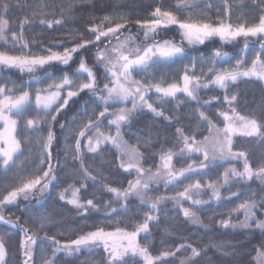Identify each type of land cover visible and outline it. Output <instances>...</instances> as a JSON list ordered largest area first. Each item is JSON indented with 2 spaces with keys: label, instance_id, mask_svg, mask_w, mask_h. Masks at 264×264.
<instances>
[{
  "label": "snow or ice",
  "instance_id": "6c2138e0",
  "mask_svg": "<svg viewBox=\"0 0 264 264\" xmlns=\"http://www.w3.org/2000/svg\"><path fill=\"white\" fill-rule=\"evenodd\" d=\"M252 3L258 9V16L249 21L246 17L243 22L233 23L231 11L233 0H223V15L218 16L217 21L213 22L203 14L198 17L189 15L181 18L179 13L185 11L190 6V0H179L175 11L164 9L162 6H156L150 12V18L132 20L124 14L117 16L105 15L100 24H93L89 28L92 36L82 34L80 39L72 47H64V50L57 51L51 48H45L43 52L33 53L29 48V41L25 39V26L31 27L36 17H39V24L48 29L54 25H62L65 15L71 17L72 5L67 7L60 5L61 13L59 19H47L48 15L54 14L57 7L56 0H41L40 3L32 5L33 11L31 17L26 16L20 21V31L17 32L10 28L8 13L13 5L10 0H0V42L3 45H11L13 49H18V54L10 53L7 49L0 50V66L4 68L18 69L21 73L32 74V79L37 83L51 81L46 87L37 88L34 94V112L31 118H26L25 113L32 106V92L30 85L28 88L17 90L15 85L8 87L0 83V177H7L9 172L16 169L14 182L7 179H0V222L11 225L12 228L19 229L20 241L19 251L21 259L19 264H35L34 245L38 240V232L44 231V239L51 242V257H46L43 264H54L57 253L63 252L71 256L74 252H80L82 249L94 251L103 247L106 264H129V257L132 264H137L135 258H139L143 264H165L168 258L176 257L177 253L188 252L179 260V264H197V258L206 255L203 249L193 246L191 243L183 242L174 248L161 251L158 255L152 254L147 245H141L137 242V237L141 233H149L150 222L158 219L160 205L164 200H171L180 208L185 220L193 224H200V217L190 207H184L182 201H188L191 205L200 206L210 201H204L199 197L210 192V200L220 201L222 199L220 188L222 184L219 180L202 183L199 179L191 181L193 175L203 174L206 169L215 167L216 161H232L243 159V168L238 170L235 167L227 168L222 174L223 184H228L230 180H235L237 184L241 182L252 181L254 178L264 185V158L260 161L258 168H253L248 161L245 151H233V138L237 135L254 138L253 142L264 141V105L254 112L253 115H241L236 111L234 102L238 100L237 95L224 96V103L229 106L230 111H218L217 115L223 117V127H218L216 123L206 114V106L213 100H205L203 105L198 107L195 112L199 117L198 123L206 122L209 135L203 140L197 139L194 134H186L185 131L177 127V143L180 146L178 152L167 151L160 154L161 163L156 166V170L145 169L141 164V153L132 146L130 147L124 141L121 134V126L129 122L131 116L137 109H147L155 116H164L161 110L150 103V92L158 94V99L178 100L177 94L182 93L190 100H198V89L215 86L219 89L227 90L230 84H236L241 79L256 80L264 83V0H252ZM19 5V0H17ZM212 0H209L207 8H212ZM50 10V11H49ZM221 11V9H217ZM130 23L137 24L143 30L145 41L151 39L152 43H145L143 47L134 42V37L129 35L121 40L122 29ZM176 26L182 38V43H175L170 40L159 42L155 39L158 31L169 26ZM10 34V38H9ZM212 38H219L222 43H230L244 38L245 55L236 60L233 67L219 68L215 67L217 60H224L228 53L221 49L214 50L209 61L207 72L201 67L200 75L194 71L196 67V58H191V65H185L184 73L179 81L165 84L163 80L157 81L150 77L147 81L134 79V73L147 74L158 64L165 62H175L177 59L184 60L187 52L183 46L186 42L191 46L194 44L203 45ZM254 38L259 43L261 50L254 51V56L250 64L247 62L246 53L249 49V39ZM107 41V44L101 48L99 44ZM116 43L113 44L112 41ZM89 45L97 48L95 54L96 64L103 67L102 75L109 78L108 82L100 88L98 85V76L93 67L87 65L85 59L81 57L78 68L75 72L68 73L61 69V75L49 72L48 68L56 64L69 66L81 49H87ZM202 59V58H201ZM42 75H36L38 72ZM86 73V77L84 74ZM211 74V75H209ZM87 91L96 102L92 109V115L87 113L89 101L84 104V116L87 117V123L82 125L68 126L61 124L60 127L66 135V153L75 161H79V168L73 169V178H78L81 183L79 187L74 184L69 185L59 194V199L72 205L78 215H85L91 211H104L105 215L119 216L121 212L130 211L125 203L129 196H136L141 205L146 206L148 211L144 213L142 222L135 224L132 230L117 226L114 231H107L103 227H97L93 231L83 232L78 238L69 242L62 243L54 235H48L46 226L54 220V217L46 213H41L38 217L30 212L28 218L33 223H39V228L33 231L27 226L19 223L20 217L16 220L6 219L3 210L9 205H15L20 199L29 200L37 192L44 195L53 186V182H58L57 168L59 161L53 163V145L57 137L54 131V123L58 116L69 105L73 98L79 97L81 93ZM66 93V94H65ZM131 100L132 107H122L118 112L112 114V119L108 120L109 125L115 126V134H105L100 131L103 121L109 112V105L125 103ZM103 107L102 111L96 114V108ZM204 109V110H202ZM42 113V114H41ZM165 120H170L164 116ZM21 121H26L24 130L35 134L36 160L35 171L28 175H23L17 159L22 154L24 140L18 138V127ZM75 123V121H74ZM47 125L46 135L43 134L41 125ZM95 129L94 136H88L87 142L83 146L88 152L98 154L102 146L111 144L119 153L117 159L120 161L119 167L124 171L135 170L137 176L134 181L128 182V187L123 190L116 187L105 185V190L111 193L113 200L106 201L103 206L95 203V197L81 201L80 190L87 186L88 181L95 182L97 175L93 174L86 165L82 154V138L89 131ZM69 137H74L75 147L73 149ZM147 142V141H146ZM202 156L199 163H196L192 157ZM174 156L187 158L191 160L186 167L175 169L173 166ZM127 158V159H125ZM188 179L182 191H177L172 196H157L156 198L147 196V189L150 184H159L163 182L166 186L174 185L181 180ZM71 192V198L67 193ZM249 191H251L249 187ZM239 192H231V197L239 196ZM118 207H113V204ZM243 210V220L239 223H231L228 219H223L219 223L224 229H247L255 227L264 231V220L257 219V210H264V188L260 193H252L244 200L238 209ZM27 211V209H26ZM206 227V226H205ZM221 257H234L236 249H229L224 243L210 242ZM257 264H264V243L256 250ZM9 250L5 242V237L0 235V264H10L6 259ZM201 264H212L211 261H203ZM224 264H228L225 261Z\"/></svg>",
  "mask_w": 264,
  "mask_h": 264
},
{
  "label": "trees",
  "instance_id": "16d2710c",
  "mask_svg": "<svg viewBox=\"0 0 264 264\" xmlns=\"http://www.w3.org/2000/svg\"><path fill=\"white\" fill-rule=\"evenodd\" d=\"M41 0H35V3H40ZM13 7L8 13L9 25L11 29L20 31V21L26 16L31 17L34 0H10ZM179 0H56L57 7L54 14L48 15L47 19H59L62 4L67 7L72 5L71 17L65 15L62 25H54L52 29L39 24V17H36L35 22L29 26H25L24 36L29 41V48L33 53L43 52L45 48H51L57 51H63L64 47H72L80 39L81 35L92 36L89 33V28L93 24H100L101 19L105 15L117 16L124 14L130 17L133 21L136 19L144 20L150 18V12L156 6H162L164 9L175 11ZM209 0H190V6L187 10L179 13L181 18H186L189 15L193 17L201 16L210 18L213 22L217 21L218 16L223 15L222 3L223 0H212L213 7L207 8ZM221 9V11H217ZM50 11V10H49ZM258 16V9L252 3V0H233L231 19L233 23L238 21L243 22L246 17L249 21ZM123 35L121 40L126 36H133L134 42L141 47L145 43H152L149 39L145 41L143 30L135 23H130L125 29L121 30ZM10 38V34H9ZM155 39L159 42L170 40L175 43H182L180 31L176 26H169L158 31ZM116 43L115 40L112 41ZM244 38H239L237 41L230 43H222L219 38H212L206 41L203 45L189 46L186 42L183 46L187 52V57L184 60L177 59L173 62H165L158 64L154 69H151L147 74L134 73V79H141L147 81L150 77L155 80H163L165 84L177 82L180 76L184 73L185 65H191V58H196V67L194 69L197 75H200L201 67L207 72L209 61L214 50L221 49L229 55L224 60H217L215 67L230 68L233 67L237 59H240L245 53ZM249 49L246 53L247 62L250 64L254 56V51L261 50L259 43L250 38ZM107 44H99L103 48ZM8 50L10 53L18 54V49H13L11 45H3L0 42V50ZM97 48L89 45L88 48L81 49L77 54H74L73 61L69 66H62L56 64L54 67L48 68L49 72L55 75H61V69L68 73L75 72L78 68L79 61L83 57L88 66L93 67L98 76V85L103 88V85L108 82L109 78L102 75L103 67L96 64L95 54ZM202 58V59H201ZM36 75H42L38 70ZM211 75V74H209ZM0 83L6 84L8 87L15 85L17 90L28 88L32 92L33 104L25 113L26 118H31L35 115L34 112V94L37 88L46 87L51 81L44 83H37L32 79V74L27 72L21 73L18 69L4 68L0 66ZM66 94V93H65ZM237 95L238 100L234 102L236 111L241 115L251 116L256 112L261 105H264V83L256 80L241 79L236 84H230L227 90L210 86L208 88L198 89V100H190L182 93H178V100L172 99H158V94L150 92V103L154 107L161 110L164 116L171 119L165 120L164 116L157 117L147 109H137L133 113L129 122L121 126V134L124 141L132 147H136L141 155V164L145 169L156 170L161 161L159 159L162 152L169 150L178 152L181 145L177 143L176 128H182L186 134H194L197 139L203 140L208 133L206 122L198 123L199 117L195 110L203 105L205 100H211L212 97L218 99L213 100L211 104L206 106V114L210 119L217 124L218 127H223L224 121L222 116H218V111H230L229 106L224 103V96ZM89 101L87 113L91 116L92 109L96 103L87 91L81 93L79 97L73 98L69 105L58 116L57 122L54 123V131L56 134V141L53 145V163L59 161L57 168L58 182L54 181L53 186L41 195L39 192L29 200L20 199L17 204L9 205L3 210V215L6 219L16 220L20 217L19 223L27 226L33 231L39 228V223H33V220L28 218L29 212L38 217L41 213H46L54 217V220L47 224L46 231L48 235H54L62 243L69 242L78 238L80 234L86 231H93L97 227H103L107 231H114L117 226L132 230L135 224L142 222L144 213L148 211L146 206L140 204L136 196H129L125 202L130 209L129 212H121L119 216L112 215L111 217L105 215L104 211H89L87 214L78 215L77 210L70 204L59 199V194L63 192L69 185L74 184L79 187L81 181L78 178H73V169L79 168V161H75L69 155L67 163H65L66 153V135L67 133L61 129V124L68 126H75V124L87 123V117L84 116V104ZM131 108V100L125 103H118L109 105V112L106 117L101 118L103 124L100 131L105 134H115V126L109 125L108 120L112 119V114L119 111L120 108ZM103 107L96 108V114L102 111ZM204 110V109H202ZM42 114V113H41ZM75 121V123H74ZM26 121H21L18 127V138L24 140L22 154L18 156L17 165L23 175H28L35 171L36 150H35V134L24 130ZM43 134L46 135L47 125H41ZM95 129L89 131L87 135L82 138V154L86 165L90 168L93 174L97 175L95 182L88 181L87 186L80 190L81 201L92 199L95 197V203L103 206L106 201L113 200L111 193L105 190V185L109 187H116L121 190L128 187L130 180L136 179L135 170L128 172L119 167L120 161L117 159L119 155L117 149L111 144L102 146L101 152L93 154L88 152L83 145L87 142L88 136H94ZM73 149L75 147L74 137H69ZM147 141V142H146ZM254 138L235 136L233 138V151H245L248 156L249 164L255 169L260 166V161L264 158V141L253 142ZM126 159V158H125ZM199 163L202 156L194 155L192 157ZM191 160L174 156L173 166L175 169L186 167ZM216 166L206 169L203 174L193 175L191 181L194 182L199 179L202 183L219 180L222 184L220 193L222 199L220 201L210 200V192L205 190L207 194L201 195L199 198L204 201H210L207 204L200 206L191 205L188 201H182L184 207H190L200 217V224H193L185 220L180 208L176 206L171 200H164L157 214L158 219L150 222L149 233H141L137 237V241L141 245H147L152 254L158 255L163 250L174 248L176 245L188 242L193 246L203 249L206 255L197 258V264L203 261H211L212 264H257L256 249L264 243V231L255 227V222L252 227L247 229L237 228L235 230L229 228L224 229L220 225L223 219L230 220L231 223H239L243 220V210L233 211L238 209V206L246 200L252 193H260V189L264 188L255 178L252 181L241 182L237 184L235 180H230L228 184H223L222 174L229 167H235L238 170L243 168V159L232 161H216ZM16 169L9 172L7 177H0V179H7L14 182ZM188 179L181 178L179 182L174 185L166 186L163 182L159 184H150L147 189V196L153 199L157 196H172L177 191H182L183 187L189 183ZM249 187L251 191H249ZM231 192H239L240 195L236 197L230 196ZM67 197L71 198V192L67 193ZM113 207H118L113 204ZM27 209V211H26ZM257 219L264 220V210H257ZM206 226V227H205ZM0 235L5 237L9 255L6 259L10 264H19L21 259L19 251L20 234L19 229L12 228L11 225L0 222ZM45 232H38V240L34 245V259L35 264H43L46 257H51V242L44 239ZM224 243L229 249H236L234 257H221L214 247L210 246V242ZM188 252L177 253L176 257L168 258L165 264H179V260ZM105 254L103 247L94 251L82 249L80 252H74L71 256L63 252L57 253L54 264H106L104 258ZM132 259L129 257V264H132ZM137 264H143L139 258H135Z\"/></svg>",
  "mask_w": 264,
  "mask_h": 264
},
{
  "label": "rangeland",
  "instance_id": "374dc122",
  "mask_svg": "<svg viewBox=\"0 0 264 264\" xmlns=\"http://www.w3.org/2000/svg\"><path fill=\"white\" fill-rule=\"evenodd\" d=\"M123 40V39H122ZM197 45H199V44H194V45H191L192 47L193 46H197ZM84 76L86 77V73L84 74ZM0 126H2V125H0ZM127 159V158H126ZM138 242V241H137Z\"/></svg>",
  "mask_w": 264,
  "mask_h": 264
}]
</instances>
